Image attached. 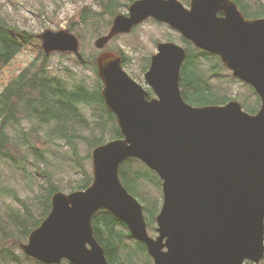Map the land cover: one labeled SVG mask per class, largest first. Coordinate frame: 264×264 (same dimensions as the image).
Segmentation results:
<instances>
[{
	"label": "water",
	"instance_id": "obj_1",
	"mask_svg": "<svg viewBox=\"0 0 264 264\" xmlns=\"http://www.w3.org/2000/svg\"><path fill=\"white\" fill-rule=\"evenodd\" d=\"M119 13L99 49L153 17L178 29L196 47L254 87L257 113L232 99L193 105L180 88L187 50L159 41L145 80L155 96L123 67L121 55L96 57L101 95L122 137L92 149L93 181L85 189L52 194L51 210L30 231L25 253L44 264H110L92 218L107 210L143 242L154 264H258L264 258V16L247 18L234 0H134ZM46 54L79 51L68 29L39 35ZM1 60V55H0ZM139 158L162 180L157 235L148 232L144 207L122 183L119 167Z\"/></svg>",
	"mask_w": 264,
	"mask_h": 264
},
{
	"label": "rangeland",
	"instance_id": "obj_2",
	"mask_svg": "<svg viewBox=\"0 0 264 264\" xmlns=\"http://www.w3.org/2000/svg\"><path fill=\"white\" fill-rule=\"evenodd\" d=\"M180 1L186 3V0ZM254 1L250 0L251 3ZM127 2L128 0H119L118 9L121 13L128 12ZM90 4H93V13L101 11L100 5L94 0H0V18L8 21L9 24L31 31L35 37L32 43L19 51L9 63L0 69V90L31 60L38 57L43 48L42 40L37 36L47 29L52 31L70 30L79 38L80 52L84 58L86 60L95 59L96 55L101 51L97 48L95 41L99 36L108 32L111 17L106 13L101 16L91 17L87 22H83L79 11L82 6ZM93 13H90V15ZM96 17L100 18L96 19ZM165 40H172L187 49V42L178 30L154 19L146 20L130 33L119 34L110 40L104 49L113 50L121 54L125 60L124 68L126 71L144 86H149L144 77L145 68L149 65L151 54L157 50V42ZM188 46L191 57H188L182 67L181 80L184 79L185 73L197 64V60L201 56L203 61L201 68L205 71L209 82L216 91L215 96L214 92H209L206 97L207 101L224 103L230 98H235L242 104L243 109L249 113H253L252 109H254L256 104L260 103V108V98L250 85L236 79L230 70L222 66V63L215 55L200 54V50L195 46ZM67 67L73 73L75 72L73 77H75L76 81L83 80L88 85H94L99 77L91 64L81 62L74 53L53 52L50 55L48 70L52 74L68 78ZM187 100L191 104H196L190 98H187ZM96 107V104H92L84 109L92 123L97 118L100 119L99 111ZM101 121L104 122L105 118H101ZM24 125L26 126L25 123ZM112 125L113 121L108 119L104 133L105 141L111 139ZM97 131L99 130L97 129ZM8 132L10 135L16 136L18 129L14 127ZM88 134L86 132V135ZM88 136L91 137V135ZM42 141L44 139L38 142L33 139V143H39L40 146L45 148L43 150L44 158L35 155L32 151H30L29 159L23 161L22 164H7L0 158V186L3 188V192L0 193V221L5 222L9 218H13L12 210L22 208L23 204H25L23 201H27L31 205L34 203L31 207L38 213L34 194H36L35 191L37 193L42 191L41 184L47 185V177L52 178V182L64 192L77 189L76 187H78L81 179L85 178V172L82 171L83 168L92 177V148L89 149V140L82 139L79 142L80 160L73 155L70 146L63 141L59 140L60 143H63L61 146H58L57 143L43 145ZM88 151L90 154L89 158L86 156ZM33 154L37 157V161H35ZM17 157L21 158L20 155H17ZM121 169L120 175L124 185L144 206L149 232L156 234L157 231L153 230V228L157 226V223H155L156 215L163 203L160 176L141 160L124 162L121 165ZM123 173L129 174V177ZM11 208L13 209L10 211ZM29 221H33L31 216ZM27 228L30 227L28 226ZM119 229L125 231L121 226ZM129 235L131 236L130 238H122L124 247L122 248V253L125 250L126 259L130 260L131 256L135 254L137 255L134 258L135 264H153L148 252L144 251L142 243L131 234ZM27 240L28 237L21 242L13 239L7 240L5 243L0 242V248L10 247L16 254L22 255L24 252L20 247V243H26ZM32 259H23V264H44ZM0 264H5L1 257ZM11 264L13 263L11 262ZM60 264L70 263L64 260ZM259 264H264V260Z\"/></svg>",
	"mask_w": 264,
	"mask_h": 264
},
{
	"label": "trees",
	"instance_id": "obj_3",
	"mask_svg": "<svg viewBox=\"0 0 264 264\" xmlns=\"http://www.w3.org/2000/svg\"><path fill=\"white\" fill-rule=\"evenodd\" d=\"M94 1L100 5L101 11L93 13V4L82 6L79 11L82 21L87 22L91 17L108 13L111 17V25L113 18L120 13L118 9L119 0ZM131 1L133 0H128L126 5L128 6ZM235 1L247 16L264 15L263 0H255L252 3L250 0ZM90 13L93 14L90 15ZM34 39L35 37L31 31L9 24L8 21L0 18V55L2 57L0 69L9 63L19 51L32 43ZM185 41L187 42L188 57H191L188 45L192 47L194 45L187 40ZM200 54L208 55L210 53L200 50ZM49 59L50 55H46L41 50L38 57L31 60L0 90V158L7 164H22L23 161L29 159L30 151L44 158L43 150L45 148L40 146L39 143H33V139H36L37 142L44 139L42 141L43 145L57 143L58 146H61L63 143H60L59 140L63 141L70 146L73 155L80 160V140H89V149L105 142L104 133L108 119L113 121L110 138L121 137L115 115L107 109L101 95L102 83L100 78H97L94 85H88L83 80L76 81L73 77L75 72L73 73L68 67V78L52 74L48 70ZM202 62L200 56L197 64L185 73L184 79L180 80L182 95L186 100L187 98L192 99L196 103L193 105L223 104L210 102L211 100L207 101L206 97L209 92H214L215 96L216 91L209 82L205 71L201 68ZM87 63L92 65L98 75L95 59L86 60L85 64ZM187 101L189 102V100ZM92 104L97 105L96 109L99 111L100 118H97L94 123L91 122L84 110L86 106ZM258 105L256 104L252 109L253 113L258 110ZM95 113L97 114V112ZM101 118H105V121L102 122ZM14 127L18 129L16 136H12L8 132ZM86 132L91 137L86 135ZM17 155H20L21 158ZM35 155V161H37ZM86 156L90 157L89 151ZM137 160L131 158L124 162ZM121 170L120 166L119 172ZM82 171L85 172V178L81 179L78 187H76L77 189L87 187L92 181L90 173L84 168ZM123 174L129 177V174ZM46 181L47 185L41 184L42 191L38 193L35 191L36 194H34L38 213L31 207L34 203L31 205L27 201H23L25 204L22 208H16L17 210L11 208L10 211L13 209V218H9L5 222L0 221V242L5 243L11 239L17 242L25 240L30 231L37 227L41 220L47 216L51 209L52 194L60 190V187L52 182L53 180L50 177H47ZM2 189L0 186V193L3 192ZM30 216L33 218L32 222L29 221ZM92 222L95 236L104 246L106 256L111 264H135L134 258L137 255L134 254L135 256L132 255L130 260H127L125 250L122 253V248H124L122 238H130L131 236L126 225L120 219L108 211L100 210L93 216ZM28 226L30 228H27ZM120 226L125 231L119 229ZM142 245L144 251L147 252L145 244L142 243ZM0 257L5 264H11V262L13 264H23V259H32L23 253L22 255L16 254L10 247L0 248ZM32 260L34 261V259ZM247 264L254 263L247 261Z\"/></svg>",
	"mask_w": 264,
	"mask_h": 264
},
{
	"label": "flooded vegetation",
	"instance_id": "obj_4",
	"mask_svg": "<svg viewBox=\"0 0 264 264\" xmlns=\"http://www.w3.org/2000/svg\"><path fill=\"white\" fill-rule=\"evenodd\" d=\"M240 9H241V8H240ZM241 10H242V9H241ZM243 13H244V12H243ZM244 14H245V13H244ZM245 15H246V14H245ZM246 17H248V18H255V17H258V16H253V15H252V16H247V15H246Z\"/></svg>",
	"mask_w": 264,
	"mask_h": 264
}]
</instances>
